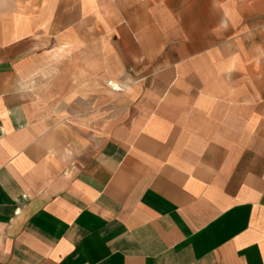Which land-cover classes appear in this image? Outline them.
Masks as SVG:
<instances>
[{"label": "crops", "instance_id": "1", "mask_svg": "<svg viewBox=\"0 0 264 264\" xmlns=\"http://www.w3.org/2000/svg\"><path fill=\"white\" fill-rule=\"evenodd\" d=\"M0 264H264V0H0Z\"/></svg>", "mask_w": 264, "mask_h": 264}, {"label": "built area", "instance_id": "2", "mask_svg": "<svg viewBox=\"0 0 264 264\" xmlns=\"http://www.w3.org/2000/svg\"><path fill=\"white\" fill-rule=\"evenodd\" d=\"M111 88H112V89H115V90H118V89H119L118 86H116V85H114V84L111 85Z\"/></svg>", "mask_w": 264, "mask_h": 264}]
</instances>
